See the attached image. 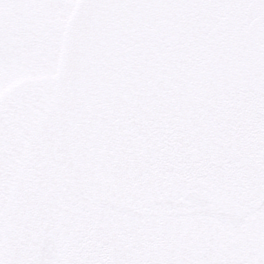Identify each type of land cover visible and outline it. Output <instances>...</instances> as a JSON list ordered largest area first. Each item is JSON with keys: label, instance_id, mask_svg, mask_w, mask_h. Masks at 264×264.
<instances>
[{"label": "snow or ice", "instance_id": "1", "mask_svg": "<svg viewBox=\"0 0 264 264\" xmlns=\"http://www.w3.org/2000/svg\"><path fill=\"white\" fill-rule=\"evenodd\" d=\"M0 264H264V0H0Z\"/></svg>", "mask_w": 264, "mask_h": 264}]
</instances>
